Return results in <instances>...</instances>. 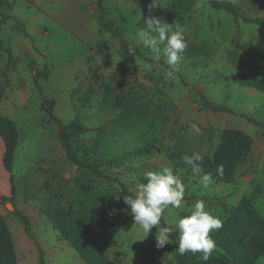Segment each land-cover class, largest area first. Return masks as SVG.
<instances>
[{"label":"rangeland","instance_id":"rangeland-1","mask_svg":"<svg viewBox=\"0 0 264 264\" xmlns=\"http://www.w3.org/2000/svg\"><path fill=\"white\" fill-rule=\"evenodd\" d=\"M100 1L94 0L96 13L72 15L73 21L64 30L51 29L50 35H45L43 30L30 28V55L20 39L25 35L23 26L3 23L4 45L18 58L11 64L6 87L12 78L15 87L30 93L23 112L17 113L20 126L42 131L34 135L30 149L35 159L50 153L48 164L41 166L33 181L24 183V168L17 175L21 185L11 200L29 216V233L13 207L7 206L3 216L13 236L18 264H40L41 252L46 264H89L63 232L68 220L77 222L78 215L89 217L92 223L85 243L101 248L108 264H175L172 242L157 248V227L147 237L134 225L130 207L120 201L122 186L137 192V185L146 182V172L164 167H171L186 188L181 208L169 206L163 215L173 229L179 231V218L190 215L197 200H203L223 222L229 214L225 207L248 196L264 217V128L243 116L264 122V89L240 81L244 75H264V26L215 9L205 0H157L159 5L151 12L148 5L152 0H102L103 6L120 3L109 9ZM218 1L230 2L242 15L264 19V0ZM25 2L18 0L11 9L2 8L27 18L30 11ZM149 15L170 25L177 22L185 29L188 47L172 77L167 75L170 69L163 57L155 61L151 50L137 38V29L144 27ZM97 16L120 37L101 26ZM130 46L135 56L128 53ZM0 55L4 56H0L3 86L7 52L0 48ZM38 61L44 67L41 72L49 71V76L41 74L38 78L42 79L35 81L32 71ZM203 95L234 112H213ZM42 96L49 104L53 102L54 114L65 125H72L65 135L75 156L98 166L110 178L68 159L56 132L58 125L46 117L42 120L46 116L41 109ZM228 127L242 129L254 138L233 182L212 179L204 188L200 183L203 171L196 175L189 167L173 164L174 156L194 152L212 156ZM30 135L31 131L27 141ZM42 138L50 144L40 150ZM25 151L24 147L23 157ZM215 231L210 233L212 238ZM214 250L219 251L217 245ZM254 264H264V256Z\"/></svg>","mask_w":264,"mask_h":264},{"label":"trees","instance_id":"trees-1","mask_svg":"<svg viewBox=\"0 0 264 264\" xmlns=\"http://www.w3.org/2000/svg\"><path fill=\"white\" fill-rule=\"evenodd\" d=\"M262 0H258L260 2ZM6 0H0V12L2 6ZM207 4L215 9H225L231 12L236 18L242 17L246 22L256 23L264 26V19L258 17H250L238 13L228 1L218 0H205ZM2 17L6 15L2 13ZM99 22L102 26L106 27L108 31L114 37H120V35L113 29V27L106 25L102 17L99 18ZM2 19L0 20V48L7 52V60L2 71L4 77V85L0 86L1 96L4 94V89L9 83V71L11 64L14 60L12 51L4 45V40L1 37L2 32ZM121 44L127 46L126 41L122 38ZM44 74V77H48V73H42L37 71L34 74L35 81L38 77ZM244 85L257 87L264 89V75H244L240 79ZM203 100L209 105L213 112H231L229 107L221 105L211 101L208 97L203 95ZM53 102L49 104L46 98L42 96L41 108L47 112L49 121H54L58 125V136L65 146L66 154L68 159L75 165L80 167L90 168L91 171L104 176L109 177L103 172L98 166L94 164L85 163L79 159L72 151V143L65 135V130L72 126L71 124L65 125L53 112ZM248 120L256 125H260L264 128V122L258 121L250 116ZM0 136L3 138L5 143V152L3 156V163L5 168L10 172V182L12 185V196L16 191V185L14 182L13 175V161L15 157V151L18 146L19 132L17 129L16 122L9 116L4 115L0 110ZM254 138L246 131L239 128H224L220 141L212 156L203 155L204 159L201 164L202 171L204 173H210L213 180L220 182H233L235 173L238 167L244 163L249 156L253 147ZM192 154H189L191 156ZM183 156L172 157V162L175 166L189 167L182 160ZM222 169V174L219 171ZM123 192L120 198L121 204L126 206L124 203L125 196L134 197L136 192L127 190L122 186ZM192 199L198 197L193 196ZM14 205L15 214L20 217L24 223L25 230L29 233L31 228V220L27 214L17 208L16 204L11 200ZM229 213L226 219L222 222V227L215 231L213 238L216 242L219 251L214 250L210 258L205 261L202 258L201 253L193 254L186 252L181 255L178 250L179 242V231L170 227L165 222L164 216L161 220L162 227H168L170 230V238L174 246V262L175 264H254L259 257L264 256V217L253 205L251 198L243 196L240 201L231 207H225ZM68 220L64 228V236L70 242V244L81 254L83 259L89 264H108V258L102 253V249L96 247L92 243H85L84 239L89 236L92 230V223L89 222V217L85 215H78L76 218ZM0 264H18V258L15 251L13 236L7 229L5 219L0 215ZM40 264H46L44 260V252L40 253Z\"/></svg>","mask_w":264,"mask_h":264},{"label":"clouds","instance_id":"clouds-1","mask_svg":"<svg viewBox=\"0 0 264 264\" xmlns=\"http://www.w3.org/2000/svg\"><path fill=\"white\" fill-rule=\"evenodd\" d=\"M157 0H152L148 5L149 12L157 7ZM137 38L145 48H149L154 54V60L161 58L169 66L167 75L172 77L179 70L183 60V53L188 47L185 29L177 22L170 25L163 18L149 15L144 19V27L137 29ZM128 53L135 56L133 47L127 49ZM199 132V129H196ZM203 155L194 152L191 156L184 155L182 160L190 165L193 174L202 173L201 164ZM222 174V169H219ZM146 182L137 185L134 197L125 196L124 203L130 207L134 225H139L148 237L152 228L157 227L156 247L163 248L172 242L168 227H161V220L166 209L181 208L185 196V185L180 176L171 167H164L159 171H148L144 174ZM200 183L204 188L212 183L210 173L200 175ZM167 222V221H165ZM177 227L179 229L178 252L183 255L186 252L193 254L201 253L202 258L207 261L216 247V242L211 236L213 230L222 227L221 220L206 208L203 200H197L191 210V214L179 218Z\"/></svg>","mask_w":264,"mask_h":264},{"label":"crops","instance_id":"crops-1","mask_svg":"<svg viewBox=\"0 0 264 264\" xmlns=\"http://www.w3.org/2000/svg\"><path fill=\"white\" fill-rule=\"evenodd\" d=\"M17 1L18 0H6L4 6L7 7L8 9H11L12 4H14ZM25 4L28 10L30 11V14H28L27 18H24L25 16L22 17L15 16L10 13V10L8 11L7 9L4 8H1L0 15L2 19V24H1L2 30H3V23L5 21H11V26L14 25L15 23H19L23 26L25 35L23 36L21 35L20 39L22 43L25 45L26 49L29 50V51L26 50L27 51L26 53L29 55L33 53L32 49H30V45L27 43L28 38H30V34H29L30 28H32L35 31L43 30L45 35H50L51 29H54V31H60V29L64 30L67 25L70 26L71 22L73 21L71 19L72 15L79 14L84 17L86 16L85 13L87 11L96 13L95 11L96 3L94 2V0H26ZM118 4L120 3L110 2L105 4L104 6L102 4V6L105 9L106 8L109 9L114 6H118ZM2 13L6 15L5 18L2 17ZM99 17L100 16H97L98 22H99ZM10 50L12 51L11 47ZM27 54L25 56H27ZM13 56L14 59L16 60L18 59L16 55L13 54ZM2 57L4 58V56ZM39 63L41 62L39 61L37 62V69L32 71V75H34L37 71L39 72L44 69V67H41ZM44 73H48L49 76V71ZM42 76L43 78H47L44 77V74ZM40 79H42V77L38 78V80ZM10 80H11L10 86L6 87L3 96H1V91H0V110L4 115L11 117L16 122L17 129L19 132V141L15 151V157L13 161V172H12L14 175L16 190H18L21 185V184L20 185L17 184L18 173L24 168L25 169L24 183H28V181H33L35 174L37 173V171L41 169V166L48 164L50 153H47L46 155L42 153L40 155H37L35 159L32 151L30 152V149L33 148L34 135L38 136L39 134H42V131L36 130V132H34L32 130H28L26 128V124L22 125L23 128L22 130L19 123V118L17 117V113L23 112V108H25L27 101L29 100L30 93L26 89L15 87L12 78ZM15 88H16V94H14ZM10 94L12 95V97H10ZM45 117L46 120H48L49 116L47 112H46V116H44L42 120H45ZM30 131H31L30 139L29 141H27V137L29 136ZM56 132L58 133V127L56 128ZM49 144L50 142L48 139L42 138L41 142L39 143L40 150H43ZM53 144L54 146H58L57 143L55 142H53ZM24 147L26 148V151H25V156L23 157ZM4 152H5V143L3 141V138L0 136V215L2 216L6 215L7 204L10 203L12 196L10 172L5 168L3 163ZM57 172L59 173V170Z\"/></svg>","mask_w":264,"mask_h":264},{"label":"water","instance_id":"water-1","mask_svg":"<svg viewBox=\"0 0 264 264\" xmlns=\"http://www.w3.org/2000/svg\"><path fill=\"white\" fill-rule=\"evenodd\" d=\"M7 206H8V207H9V206H11V207H13V208H14V206H13V204H12V203H10V204L8 203V205H7Z\"/></svg>","mask_w":264,"mask_h":264}]
</instances>
